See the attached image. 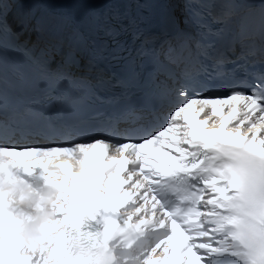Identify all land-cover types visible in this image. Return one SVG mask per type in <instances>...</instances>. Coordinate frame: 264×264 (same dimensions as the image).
<instances>
[{"label": "snow or ice", "instance_id": "snow-or-ice-1", "mask_svg": "<svg viewBox=\"0 0 264 264\" xmlns=\"http://www.w3.org/2000/svg\"><path fill=\"white\" fill-rule=\"evenodd\" d=\"M249 2L0 0V135L5 34L26 47L30 34L45 33L48 76L103 86L100 99L118 107L116 118L167 110L139 141L115 145L110 161L113 146L103 139L46 149L0 144V159L14 166L6 172L0 164V264H181L185 257L207 264L204 250L264 264V91L203 96L196 90L207 66L185 58L192 37L204 44L222 36L236 5ZM11 3L29 10L10 20ZM120 4L146 11L98 7ZM72 7L88 11H56ZM229 62L214 63L218 75ZM212 117H220L219 126L203 127ZM61 154L75 155L81 167L63 160L50 170V158ZM146 235L150 240L137 248Z\"/></svg>", "mask_w": 264, "mask_h": 264}]
</instances>
